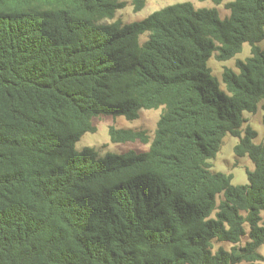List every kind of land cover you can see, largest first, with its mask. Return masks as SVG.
<instances>
[{
  "label": "trees",
  "instance_id": "1",
  "mask_svg": "<svg viewBox=\"0 0 264 264\" xmlns=\"http://www.w3.org/2000/svg\"><path fill=\"white\" fill-rule=\"evenodd\" d=\"M126 3L0 0V264H264V140L245 117L264 111V0L107 21ZM246 42L222 87L208 60ZM160 107L153 138L109 128L148 151L76 148L97 116ZM228 133L249 183L212 169Z\"/></svg>",
  "mask_w": 264,
  "mask_h": 264
},
{
  "label": "rangeland",
  "instance_id": "2",
  "mask_svg": "<svg viewBox=\"0 0 264 264\" xmlns=\"http://www.w3.org/2000/svg\"><path fill=\"white\" fill-rule=\"evenodd\" d=\"M191 2L196 8H217L220 16L222 18L230 15V10L226 7V3L231 0H223L220 4H216L211 0H146L145 7L140 11H135L132 4V0H127L126 5L119 9L114 19H109L107 21L111 22L114 20H120L123 23H129L133 21L142 20L150 13L163 8L168 5H172L180 2ZM143 40L146 39V35L140 37ZM262 48H264V40L258 43ZM250 55V44L244 43L243 50L236 56L229 60L220 61L215 58V55L210 57L208 60V65L212 69V72L222 83V73L225 67H232L237 69L236 62L238 59H245ZM162 108L158 109H141L139 116L136 119L129 120L124 116H112V115H101L93 119V123L96 126L95 132H86L80 140L76 143V148L78 150L83 149L86 146L94 147L99 156H104L108 152L112 153H124L129 150H134L136 152L148 151L150 148V143H143L139 140L119 142L115 143L110 139L109 128L115 126L117 128H131V129H144L148 132L150 137L153 138L157 122L160 117ZM264 111L259 105V109L255 113L245 112V117L247 118L246 124H250L258 132L256 141L264 140ZM239 138L231 134H227L223 139V144L216 156L212 160L213 170L222 171L226 173H233V183L235 185L249 183L248 170L254 169L255 165L253 161L248 157H238L234 152V146L238 142ZM220 200V198L218 199ZM264 218V212L262 213ZM249 239L248 234H246L241 244H244ZM224 246L229 249L231 244L228 242H216L215 249L219 246ZM260 252L264 256V244L260 247ZM237 264H246V262H240Z\"/></svg>",
  "mask_w": 264,
  "mask_h": 264
}]
</instances>
